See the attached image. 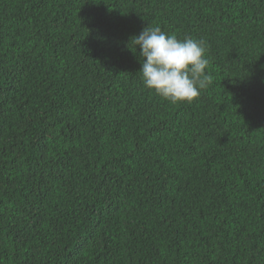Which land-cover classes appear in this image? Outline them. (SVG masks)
Segmentation results:
<instances>
[{
  "label": "trees",
  "instance_id": "trees-1",
  "mask_svg": "<svg viewBox=\"0 0 264 264\" xmlns=\"http://www.w3.org/2000/svg\"><path fill=\"white\" fill-rule=\"evenodd\" d=\"M147 24L206 42L192 102ZM0 264H264V0H0Z\"/></svg>",
  "mask_w": 264,
  "mask_h": 264
},
{
  "label": "clouds",
  "instance_id": "clouds-1",
  "mask_svg": "<svg viewBox=\"0 0 264 264\" xmlns=\"http://www.w3.org/2000/svg\"><path fill=\"white\" fill-rule=\"evenodd\" d=\"M130 45L136 50L139 47V72L145 87L170 103H190L212 83L213 77L206 72L209 60L202 39H179L147 24L138 35L130 37L127 46L133 51Z\"/></svg>",
  "mask_w": 264,
  "mask_h": 264
}]
</instances>
